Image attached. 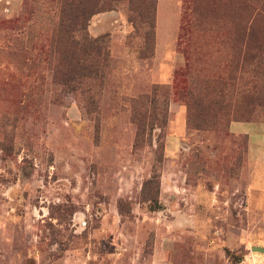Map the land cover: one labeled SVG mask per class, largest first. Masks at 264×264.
Here are the masks:
<instances>
[{"label": "rangeland", "instance_id": "obj_1", "mask_svg": "<svg viewBox=\"0 0 264 264\" xmlns=\"http://www.w3.org/2000/svg\"><path fill=\"white\" fill-rule=\"evenodd\" d=\"M74 1L0 0V264H264V0L113 3L101 82L68 79Z\"/></svg>", "mask_w": 264, "mask_h": 264}, {"label": "trees", "instance_id": "obj_2", "mask_svg": "<svg viewBox=\"0 0 264 264\" xmlns=\"http://www.w3.org/2000/svg\"><path fill=\"white\" fill-rule=\"evenodd\" d=\"M119 1L121 0H75L71 5L68 15L72 31L70 37L75 39V37L78 36L82 41H84V44L81 46L78 53V62L79 65H81V67L83 68V70L71 71L70 73H68V79L70 82H85L88 81L89 78H91L90 81L93 80L94 82L102 81L103 70L104 68H106L108 60L107 42L104 38L91 39L87 33V24L93 15L99 13L101 10L110 7L111 5H113V3H118ZM250 6L251 5H249L248 3H245V7L247 9V16L240 24V27L238 29L239 34L235 37V40L236 38L238 40L237 45L241 47V49H239L240 52L242 51V49L249 50L251 44L255 42L256 32L253 30L256 25V20H252V10L255 9L252 6L250 8ZM139 8L140 7L135 6L133 10H138V15L140 16L141 20L145 21L147 29L151 28V30L153 31L155 18V13H153L154 8H143L142 10H140ZM257 13L254 15V19H256L258 15L259 22L262 24L260 30H262L263 32L264 14H261L260 9ZM141 23H143V21ZM231 43L233 44V42ZM145 48L149 49V52L150 50L153 52L152 46L145 45ZM261 48L262 46H259L256 47L255 50L258 51L261 50ZM159 93H162V89L154 87L151 90L149 97L143 96L141 98H138L136 101L141 105L144 101H147L150 96L156 97V95ZM201 107L202 108L199 109V112L197 114L202 119H206V117L208 116V113H205L203 108H205L206 110H210L211 113H217L221 110H226L225 108L221 107V104L218 101L214 102V104H204V106L202 105ZM205 122L208 124V126H213L216 123V121ZM151 184V182L146 183L145 189L147 190L149 185ZM156 184L157 182L153 183L152 187L155 188ZM148 191L150 192V190Z\"/></svg>", "mask_w": 264, "mask_h": 264}, {"label": "crops", "instance_id": "obj_3", "mask_svg": "<svg viewBox=\"0 0 264 264\" xmlns=\"http://www.w3.org/2000/svg\"><path fill=\"white\" fill-rule=\"evenodd\" d=\"M236 126V128H239V129H243L242 131H247L249 132L250 129H252V124H250V126L248 127H245L244 125L242 124H234ZM246 129V130H245ZM253 130V129H252Z\"/></svg>", "mask_w": 264, "mask_h": 264}, {"label": "water", "instance_id": "obj_4", "mask_svg": "<svg viewBox=\"0 0 264 264\" xmlns=\"http://www.w3.org/2000/svg\"><path fill=\"white\" fill-rule=\"evenodd\" d=\"M253 251L264 254V249L263 248H260V247L253 248Z\"/></svg>", "mask_w": 264, "mask_h": 264}]
</instances>
